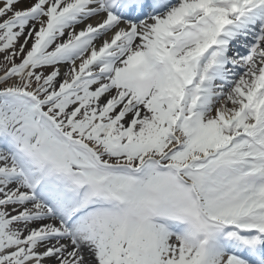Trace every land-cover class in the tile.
Returning a JSON list of instances; mask_svg holds the SVG:
<instances>
[{"label": "snow or ice", "instance_id": "6c2138e0", "mask_svg": "<svg viewBox=\"0 0 264 264\" xmlns=\"http://www.w3.org/2000/svg\"><path fill=\"white\" fill-rule=\"evenodd\" d=\"M0 264H264V0H0Z\"/></svg>", "mask_w": 264, "mask_h": 264}]
</instances>
